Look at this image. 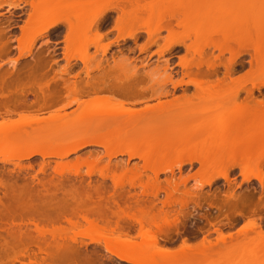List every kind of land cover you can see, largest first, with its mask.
I'll return each mask as SVG.
<instances>
[{
  "label": "bare ground",
  "instance_id": "obj_1",
  "mask_svg": "<svg viewBox=\"0 0 264 264\" xmlns=\"http://www.w3.org/2000/svg\"><path fill=\"white\" fill-rule=\"evenodd\" d=\"M143 1L121 0L118 5L113 4L116 6L106 5L87 27L83 25L84 30H91V27L94 29L98 21L113 9L124 13L125 9L130 8L134 14H140ZM262 8L255 18H245V15V19L227 22L233 16L225 17L226 21L222 24L224 28L226 23L231 24V30L228 25L226 29L229 31L218 33L220 38L209 36V39L207 36L205 41L202 40L204 37L201 33L202 38H197L201 42L209 41L206 44L203 42L204 45L201 46L196 38V45L200 44V48L183 45V41L189 39V36L181 38L178 35V38L174 36L171 39L174 28L181 26L182 18L175 20L176 16L172 15L174 9H167L168 12L165 11L163 15H172L173 19L166 20L165 16L166 23H163V19L160 24L157 22L159 25L157 24L154 33L159 34L162 30L168 33L170 42L166 44L165 50L171 51L182 45L185 53L191 52L192 56L198 58L196 64L186 63L184 58H188L190 54L181 58L180 66L183 69L188 71L191 66L196 69L183 72L184 77H190L188 81L182 79L173 82L170 77H166L161 82L153 81L151 85L140 86L143 84L142 80L116 75L111 79L100 77L84 83L69 82L55 76L56 79L52 77L46 81V78L39 83L38 78H45L44 68H47L45 57L39 55L32 61L33 64L17 72L3 73L0 76V257L7 254L4 249L13 246L11 250H15L9 253L15 256L10 264H34L37 259L42 260V256L46 259L54 253L80 258L94 255L87 250L88 246L103 243L104 253L123 264H199L206 257L215 258L211 259V264H232L235 260H238V264H264V225L255 221L257 217L259 220L262 218L257 216V211L262 215L264 213V196L257 195L258 198L253 201L256 194L253 190L252 193L239 197L232 193L214 192L202 196L196 191L199 187L211 186L218 176L229 184L227 171L234 167L240 168L243 177L241 180L249 182L253 178L264 187L263 174L259 169L261 167L258 166L257 173L246 171L249 168L246 159L254 156L260 145V160H264V95L261 93L264 89V7ZM175 9L177 13V7ZM119 11L115 13L120 14ZM33 14L32 10L30 15ZM209 16L208 14L207 19L202 16L203 23L215 17ZM52 19L43 23L38 34H45L58 25L59 20ZM212 22L215 24L212 19L208 21L209 25ZM208 23L207 27H210ZM69 28L70 32L75 30L72 26ZM96 31L100 33L99 29ZM137 31L133 30L126 37L136 40ZM151 33L148 43L154 44L157 35L154 36L153 33L152 36ZM95 43L92 42L91 46L97 47ZM89 46L85 50L83 47L82 51L85 52ZM205 48L217 50L218 54L212 56L213 53H205ZM104 49L103 47L105 54L108 47L105 51ZM31 53V48L27 47L24 53L20 52V57ZM224 54H228L225 60ZM244 54L250 57V71L253 67L260 66L261 78L242 80L243 76H234L237 60ZM219 67L224 70L221 78L218 77ZM66 70H63V74L68 72ZM85 71L88 74L90 69L86 68ZM211 77H215V80H210ZM247 81L250 88L246 87ZM168 86L172 92L167 90ZM191 87L194 91L187 94ZM232 88L234 89L230 92L229 89ZM177 89L182 91V95L175 97ZM241 93L244 96L241 97ZM65 94H69L70 98L65 100ZM101 97L107 101L115 99L121 104L133 106L143 103L144 107H121L116 111H107L103 108L84 110L86 106L80 110L90 102L97 104V107ZM168 97L171 99H167ZM221 100L224 101L223 104ZM151 102L156 103L150 104ZM59 105L56 111L49 112L47 116L42 115ZM73 106L76 110L67 112ZM182 109L188 112L181 113ZM229 109L230 115L224 116ZM25 111H32V115L30 112V116H27ZM14 116L18 119L13 120ZM258 117L262 120V126L255 123ZM255 144L257 145L254 147ZM87 147L103 148L108 159L103 167L105 173L97 181L90 180V177L94 173V167L102 160L99 155L90 153L88 157H78L70 169L66 168L68 172L64 171L65 164L60 162ZM252 148L257 150L254 152ZM123 156L127 157L126 164H112V159ZM34 157L40 158L37 164L38 172L42 175L40 178L37 174L29 173L33 169L32 165L23 164ZM135 159L138 162L129 166L130 161ZM225 161L228 165L223 163ZM193 163L200 165L201 170L196 174L199 173L203 178L199 181V187L193 188L194 191H181L179 187H184L193 175L176 180L174 170L181 171L185 165L192 167ZM221 163L224 167L217 168L214 173L216 166ZM83 166L86 167L85 176L81 174ZM163 174H170V177L159 180V175ZM127 176L129 179L126 180ZM161 194L165 197L162 201L159 198ZM159 203L161 205L158 206ZM189 203L200 209L203 205L208 206L210 211L205 210V214L200 216L205 220L206 226L210 225L214 216L217 221L212 220V224L216 225L223 218L227 223H222L227 224L228 229L240 218L248 217V222L235 235L223 234L220 228L214 229V234H217L214 241L208 239L209 235L204 232L205 237L202 236V241L198 243H189L185 237L177 248H171L174 237L179 236L182 230L186 232L187 225L192 223L195 216L191 211L182 213V210H178L179 213L177 211L172 214L171 220L170 211L163 209L175 204L185 208ZM119 204L127 208H138L141 218L119 213L116 210ZM212 209L217 213L213 214ZM160 220L163 221L162 225L157 222ZM99 223L103 226H100L101 231L98 232L96 230ZM149 223H152L153 229L149 228ZM84 224L88 227L81 231ZM202 228L205 229V226ZM70 231L72 233L68 235ZM250 233L262 241L254 244L257 240L252 238L253 244L247 242V238L251 237ZM238 236L246 242H238ZM10 254L9 258L13 259ZM99 257L97 254V258L101 260Z\"/></svg>",
  "mask_w": 264,
  "mask_h": 264
},
{
  "label": "rangeland",
  "instance_id": "obj_2",
  "mask_svg": "<svg viewBox=\"0 0 264 264\" xmlns=\"http://www.w3.org/2000/svg\"><path fill=\"white\" fill-rule=\"evenodd\" d=\"M45 1L46 0H0V76L3 73H7V72H10V73L11 72L12 73L17 72L18 70H21V69L33 64L32 61H34L35 58L37 57V55H39L42 57L44 56L46 63H47V65L44 64L45 67H47V68H44V71H45L44 77L45 78H42L41 80H40L41 77L38 78L39 83L44 82L46 78H47L46 81H49L52 77H55V76L58 78L64 79V80H68L69 82L75 81L77 83H80V82L84 83L87 80L91 81V80L99 79L100 77L101 78L103 77L104 79H107V78L111 79L113 77H116V75H120L122 77L126 76L127 78L130 77L131 79L135 78L138 81L142 80L143 84H141L140 86H143V85L146 86V84L151 85L157 81L161 82L164 79H166V77H170V79L173 82L179 81L182 79L184 81H188V78H190V77L186 78V77H184L183 74L189 72V70L191 71V69L193 70L194 67L191 66V68H189L188 71H187V69H183L180 66L181 58L183 59L184 56H187L190 54L188 58L187 57L184 58V59H186L187 64H189V62L191 64H193V63L196 64V62H197L196 59L198 60V58L196 56H192L191 52L188 54L185 53V48L182 45L176 46L171 51L165 50L166 44L168 42H170V40L167 38L168 33L166 31H163V30L160 31L159 34L154 33V29L157 28L156 26L159 22H162V19L165 21V22L163 21V23H166V20L173 19L172 15L176 16V18H174L175 20L177 18H178L177 20H180L182 18V20L184 21L183 22L181 20L183 27L181 24V26L179 25L178 27L174 28L175 31H173V38H171V39H174V36H177V38H178V35H180L181 38L183 36H189V39L186 38L187 40L185 39L183 41L185 43L183 45H186V46L191 45L195 48H200V46H199L200 44L196 45V44H198L196 41V38L198 36L200 39L202 37H204L202 40H204V39L206 40L205 37H207V36H208V38H209V36L212 38H220L221 35L218 33L227 32V30L229 31V29L231 30V28H230L231 24L230 25L228 23L225 24L226 28L229 25V27H228L229 29L224 28V25L222 24L226 21V20H224L225 17L229 16L228 18H230L233 16L232 18L228 19L227 22L231 21L232 19L239 20L240 18L241 19L255 18L256 14L261 12L260 10L263 9L262 7H264V5H262V3L264 4V1L261 2V0H236V1L234 0L233 2L231 0H228L229 2L227 0H144L141 3L142 8L140 10L141 11L140 14H134L132 12L133 9H130V8L125 9L124 13L117 10L120 12V14L115 13L117 11H116V9H115V11L113 9L110 12L108 11L101 18V20L98 21V23H97L98 25H96V27L94 29H92V27H91L90 28L91 30L87 31V30H84L83 25H86L85 27H87L88 26L87 24L89 22H91L95 18V16H97V14L102 10V8L105 7L106 5L107 6H109V5L116 6V5H118V2L121 3V0H47L46 1L47 3H45ZM50 1H52V2H50ZM51 4H53V5H51ZM113 4H116V5H113ZM165 6H167L168 10L170 8L174 9L173 14L171 13L172 15H169V14H168V16L165 15V16H167L166 20H165V16L163 15V13L165 14L166 12H168V10L166 9ZM172 6H173V8H172ZM176 7L178 10L177 11L178 14L175 12ZM232 7H234V8H232ZM224 8H225V10H224ZM49 9H51L53 11H50ZM32 10H33L34 14L31 16L30 14L32 13ZM236 11H238L239 13ZM137 12H139V11H137ZM207 13L210 16L211 15L215 16L214 18H212L213 21L215 22V24L212 22V24L210 23V25H209L208 21H212V19L207 20V21L205 20L204 23H206V24L203 23V19L205 16H206L205 19H207V16H208ZM52 14H53V16H51ZM222 14H223V16H222ZM49 15H50V17H49ZM245 15H246V17H245ZM162 16H163V18H162ZM202 16H204V17H202ZM210 16H209V18H210ZM51 18H53L52 20L56 19L55 21L59 20L58 25H56L55 28L51 29L49 32H47L45 34H43V33L38 34L40 32V30L42 29L43 23H45L48 20L51 21ZM184 19L187 20L188 23H187V21L185 22ZM184 23H186V24L184 25ZM207 23L210 27H207ZM71 26L74 27L73 29H75V30H72L70 32L69 29H71V28H69V27H71ZM206 27L208 28V30ZM136 28H138V29H136ZM96 29H99L100 33L99 32L97 33L98 30L95 32ZM133 30L139 31V32L138 31L136 32V40L135 39L130 40L126 37ZM37 31H39V32H37ZM148 31H149V33H151L153 31L151 33L152 36H153V33H154V36L157 35V41L154 44L148 43V41H149L148 40V36H149ZM199 31H201V32H199ZM217 31H221V32H217ZM155 32H156V30H155ZM174 32L176 33V35H174ZM201 33L203 35V36L201 35L202 37H200ZM200 39H198L199 40L198 42H201ZM87 41H90V44H89L90 46L87 44ZM91 41L94 43L97 42V44L95 43L96 45L92 44V45H95L97 47L91 46V43H92ZM173 41H175V40H173ZM84 42H85V44H84ZM203 42H201V46H202ZM207 42H204V43L206 44ZM86 45L89 47L85 52H83L82 51L83 47L85 50L86 49L85 47H87ZM27 47L31 48V52H32L31 55L20 57V52L24 53ZM103 47L105 48L104 51L108 47L105 54L103 53ZM161 51H163V52H161ZM205 53H209V54L211 53V55L213 53L212 56H216L218 54L217 50H212L211 48H205ZM223 57H224L223 60L227 59L226 57H228V54H224ZM187 59H189V61ZM249 60H250V57L248 54L242 55V57H240L237 60L238 65L235 67V69H236V71H235L236 73L234 75L235 77L243 76L242 80H246V79L250 80L251 78L255 80V79H258L262 75V73H261L262 71H260L261 70L260 66H258L257 68L253 67L251 70L252 72L250 71V66L248 63ZM86 68L90 69V72L88 74H86V71H85ZM65 69H67L66 71H68L67 72L68 74L67 73L63 74V70H65ZM218 69H219L218 77L221 78L222 77L221 73L224 70H223V68H220V67ZM61 71H62V73H61ZM248 71H250V74H247ZM259 73H260V75H259ZM56 77H55V79H56ZM12 79H14V78H12ZM210 80H215V77H211ZM57 81H60V80L57 79ZM246 87L250 88L249 81H247ZM233 89L234 88L229 89L230 92ZM167 90L172 92V90L169 86L167 87ZM190 91L191 92L194 91L192 87L190 88V90L187 94H192ZM256 93L257 92H255L254 94H256ZM261 93L264 95V89L261 90ZM225 94L227 95L228 93H225ZM225 94H224V96H225ZM180 95H182V91L180 89H177V91L174 92V96L177 97ZM257 95L258 94H256L255 96H257ZM242 96H244L243 93H241V97ZM64 98H65V100L69 99L70 98L69 94H65ZM169 98L171 99V97H168L167 99H169ZM239 100H241V98ZM90 103L87 105H83L80 110H82V108L86 107V106L87 107L84 110H86L87 108L88 109L89 108H91V109L92 108H96V109L103 108L107 111L108 110L116 111V110H119V108H121V107L131 108V109L132 108L133 109H141L142 107H144L143 103L142 104L141 103L134 104V106H133L130 104H123V103L121 104L119 101H117L115 99L107 101L105 98H102V97L100 98V100L98 102V106H97L98 108L96 107L97 104L93 105L92 103L91 104ZM155 103L156 102H151L150 104H155ZM218 103L220 104V102H217V104ZM223 103H224V101H222V104ZM89 105H91V106H89ZM59 107H60V105L57 107L51 108V109H49V111L47 110V112L46 111L43 112L42 115L47 116L49 112L50 113L54 112ZM201 108H202V106H201ZM73 109L76 110V107L73 106L72 108L68 109L67 112H70ZM230 109L225 111V113L223 115L224 116L230 115V113H231ZM25 112L27 113V116L32 115V111H30L31 113L27 112V111H25ZM182 112H184V114H185L188 111L182 109L181 113ZM29 113H30V115H28ZM33 115H34V113H33ZM225 118H228V117H225ZM12 119L17 120L18 117L14 116ZM258 119H259V117H258ZM258 119L255 120V121H257L255 123L256 124L260 123V125H261V122L263 119H262V117H261L262 120L261 119L258 120ZM257 125H259V124H257ZM262 127L264 129V126H262ZM262 127H261V129H262ZM262 143H263V141H261L260 144H262ZM257 144H255L254 147ZM262 146H264V145H262ZM260 147H261V145L258 147L259 149H258L257 153H255L254 156L251 155L249 157V159L248 158L246 159L247 165L250 168V169L246 168L247 169L246 171L251 170L252 173H255V172L257 173L258 172L257 168L261 167L259 169L261 170L260 171L261 174H263L262 179L264 181V160H260V159H262L261 156H259L260 150H261ZM252 149H254V148H252ZM252 149H251V151H252ZM255 149L257 150V148H255ZM255 149L253 150L254 152L256 151ZM254 152H252V154ZM90 153H92L93 155H99L102 158V160L94 167L95 168L94 173L90 177V180H92V181L96 180L97 181L99 179V177H101L105 173V171L103 170V167L108 163V159H107V157H105V150L103 148H101V147H87L85 149H82L81 151H79L76 154L70 155L69 157L60 160V162L65 164V169L66 168L70 169V167H72L71 165L75 162V160L78 157L85 158V157H88ZM251 157H252V160L250 159ZM256 159H258V160L256 161ZM248 160H250L252 162H250V161L248 162ZM126 161H127L126 156L118 157L116 159H112V164L118 163V162L125 163ZM39 162H40V158L34 157V158L24 162L23 164L32 165L33 169H31L29 171V173L31 175L37 174L40 178V176H42V175L38 172L39 168H38L37 164ZM137 162H138V160H136V159L131 160L129 166L131 164H134ZM253 162H255V163L253 164ZM223 163L224 164L226 163V165H228L227 161H225ZM222 166L224 167V165H222V163H221V165L218 164L214 170V173H216L217 168L222 167ZM67 169L64 171L68 172L69 170H67ZM199 169H200V165L197 163H193L192 167L185 165L182 167L181 171H178L177 169L174 170V178L176 180L179 179L180 177L182 179H185V178H188L190 175H193V178L192 179L189 178L187 183L184 185L185 188L183 186H180L179 190L183 191V189H187V190L189 189V190L194 191V189L197 186L199 187V181L203 178V176L202 175L200 176L199 173L196 174V172H198ZM218 170H220V169H218ZM67 172H65V174H68ZM85 172H86V167H84V166L81 167L82 176H85ZM196 175H198V176H196ZM227 176H228V179L230 181L229 184H227L221 176H218L217 178L215 177V181L211 186L199 187L200 190H199V188L196 190L198 192L197 194L198 195L201 194L203 196L204 194L210 195V194H214V193H216V194L217 193H220V194L232 193L233 196L239 197V196L244 195V194H250L254 191V193H256V194L254 196L253 201H255V199H257L258 197L264 196V189H263L264 187L262 188L255 179L252 178V179H250L249 182H244L243 180H241V179H243V177H242L241 170L239 167H237V168L234 167L232 169H229L227 171ZM169 177H170V174L159 175V180L168 179ZM125 179L126 180L129 179V176H127ZM137 191H140V189H137ZM257 195H258V197H257ZM159 198L161 201L164 200L165 199L164 194H161ZM159 205H161V204L159 203L158 206ZM190 205H191V207H190ZM116 210L119 213L124 212V213H127L129 215H134V216H136V218H138V217L141 218V215L139 214L138 208H127V207L119 204V206H118V208H116ZM163 210L170 211V215L172 216V214L174 215V213L175 212L177 213L178 210L179 211L182 210L183 211V212L181 211L182 213H185L186 211L187 212L191 211L192 213L199 215L201 213L205 214V210L209 211L210 209L208 208L207 205H203L200 209V208H197L196 206H194L193 204L189 203V205L185 208L181 207L180 205L175 204V205H173V207L172 206L166 207ZM179 211H178V213H179ZM212 211L215 212L216 210L212 209ZM257 216H261L262 218H261V220H259L257 217V219L255 220L256 223L264 225L263 224L264 223V213L262 215L260 213V211H257ZM172 218H173V216L171 217V220H172ZM246 220H248V217H247V219L246 218H240L236 223H234L232 228L231 227L229 229L226 228L223 231L222 230L221 231L223 234L231 233V234L235 235L241 227L245 226V223L247 224L248 221H246ZM157 222H159L158 223L159 225L163 224V221H161V220L157 221ZM197 223H198V225H196V226H202L205 224L203 220H199V219H197ZM149 224H151V225H149L150 226L149 228L153 229L154 226L152 225V223H149ZM98 226H99V228L96 231L99 232V231H101L100 226L102 227L103 225L99 223ZM187 226L193 227V224L189 223ZM86 227H88L87 224L85 225V227H81V231H84V229L86 230ZM216 227H218V226H216ZM206 228H208V227L206 226ZM73 231H76V230H73ZM187 231H188V233L179 237L177 242L173 243L170 247L174 248V249L177 248L181 244V240L183 239V237L191 236L189 234V231H191L190 228H188ZM71 233L72 232L70 231L68 233V235H71ZM108 234H110V233H108ZM114 234H117V233H114ZM150 234H151V236L153 235L152 232ZM150 234H148L147 237H149ZM249 235L251 237H248V238L246 237L247 238L246 241L250 242L251 244H253V242L251 240L252 238L255 241L257 240V242H255L253 240L255 242L254 244L262 241L259 239V237L255 236L253 233H250ZM110 237H112V236H110ZM204 237H205V235H204ZM216 237H217V234H213V235H209L208 239L214 241V238H216ZM239 237L240 236L237 237L238 242H240V243L246 242V241L242 240L244 238H242V237L239 238ZM201 238H202V236L200 235L199 238L194 239V240H192V242L190 241L189 243H193V244L198 243V241L199 242L202 241L203 238L202 239ZM258 239H259V241H258ZM12 248H13V246L12 247L9 246L6 248L7 250L4 249L7 254H4L0 257V264H10L14 260L15 255L13 253H11V254L9 253L10 251L13 252L15 250L14 249L12 251L11 250ZM55 250H58V249L55 248ZM87 250L91 253H94V255L86 256V257L84 256V257L78 258V257L65 256L63 254H58V253L56 254V253H54L55 251L52 249V253H54V254H52L51 257L48 256V257H46V259H43L45 257L42 256V260L38 261V259H37L38 262L35 261L34 264H99V262H100V264H107V263L108 264H123L120 261H118L115 257L104 253L105 251L103 249V243H101L100 245H90L87 247ZM8 253L10 254V257H13V259L9 258ZM95 253H97L98 256H100L99 258L101 260H99L97 258V254L95 255ZM6 256H7V258H6ZM94 256H96V258ZM39 259H41V258H39ZM205 259L203 261L202 260L201 261L204 262L205 264H209L212 258H208L209 259L208 260L206 257ZM212 260H215V258L213 257ZM201 261L199 264L202 263ZM238 263H239L238 260H235L232 264H238ZM25 264H29V262H25Z\"/></svg>",
  "mask_w": 264,
  "mask_h": 264
},
{
  "label": "flooded vegetation",
  "instance_id": "obj_3",
  "mask_svg": "<svg viewBox=\"0 0 264 264\" xmlns=\"http://www.w3.org/2000/svg\"><path fill=\"white\" fill-rule=\"evenodd\" d=\"M197 208H198V207H197ZM209 211H210V210H209ZM209 211L206 210V212H209ZM211 212L213 213V211H211ZM215 213H217V211L214 212L213 214H215ZM193 214H194V213H193ZM202 215H203V214H199V215H198V214H194L195 217H194V220L192 221L193 227H188V226L186 227V228H190L191 231H189V234H190L191 236H185L186 238L183 237V239L185 238V239L191 241V238H192V240H194V239L199 238L200 235L203 236V237H204L205 234L213 235V234L215 233V232H214V229L217 230V229L220 228V229L223 231L224 229L227 228V224H223V223H222V222L225 223V221H226V220L224 221L223 218H221V219H223V221H220L221 219H219L220 224H219V221H218V223L216 222V225H215L214 223L212 224V222H211L212 220L215 219V220L217 221V219L214 218L215 216H214L213 219L210 221V225L207 226L208 228H206V224H205V225H202V226H196V225H198V223H197V219H199V220L202 219V220H203V218L200 217V216H202ZM215 220H214V221H215ZM194 221H195V222H194ZM204 221H205V220H204ZM205 223H206V222H205ZM226 223H227V221H226ZM208 224H209V223H208ZM218 224H219V225H218ZM225 225H226V226H225ZM203 226H205V229L202 228ZM216 226H218V227H216ZM200 227H201L202 229H201ZM228 227H229V226H228ZM186 228H185V230H186ZM229 228H230V227H229ZM202 230H203V231H202ZM200 231H202L203 234H202ZM184 232H185V231L182 230L180 235L183 236L184 234L188 233V231H186L185 233H184ZM190 232H192V233H190ZM204 232H205V234H204ZM180 235H179V236H180ZM179 236H177V237L179 238ZM181 236H180V237H181ZM177 237H174L175 239H173V241H174L173 243H175V241L178 240ZM187 237H188V238H187ZM189 237H191V238H189ZM201 239H202V238H201ZM214 239H215V238H214ZM181 241H182V240H181ZM176 242H177V241H176ZM191 242H192V241H191Z\"/></svg>",
  "mask_w": 264,
  "mask_h": 264
}]
</instances>
